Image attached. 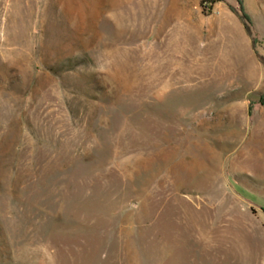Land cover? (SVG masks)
I'll list each match as a JSON object with an SVG mask.
<instances>
[{"label":"rangeland","instance_id":"374dc122","mask_svg":"<svg viewBox=\"0 0 264 264\" xmlns=\"http://www.w3.org/2000/svg\"><path fill=\"white\" fill-rule=\"evenodd\" d=\"M189 6L0 0V264H264V0Z\"/></svg>","mask_w":264,"mask_h":264},{"label":"crops","instance_id":"0c3cea01","mask_svg":"<svg viewBox=\"0 0 264 264\" xmlns=\"http://www.w3.org/2000/svg\"><path fill=\"white\" fill-rule=\"evenodd\" d=\"M174 3H176L177 5H175ZM180 3V4H179ZM182 3H184V5L182 4ZM175 7H177V9H179V10H181L183 13H185V15H186V17L188 18V24H189V27H190V30H192V28H194L195 26L197 27V25L195 24L196 22H195V20H194V17L195 16H192V14H191V12H190V6H189V0H173V7H172V9H174ZM163 9H165L164 10V12L166 13L167 12V9H166V7L164 6V8ZM169 11V10H168ZM170 12V11H169ZM226 13H229V14H231V15H235V14H233V13H231V12H226ZM197 18V17H196ZM194 26V27H193ZM244 27V26H243ZM191 33L192 34H197V33H200V31L197 29V31H195V32H192L191 31ZM249 36V35H248ZM250 37V36H249ZM157 51H159V48H157V47H155L154 48V42L153 43H151V55L152 56H154L155 57V61H156V65H157V63L159 62L158 61V59H157V56H156V52ZM153 57V58H154ZM160 66H165V67H167V64L166 63H161V65Z\"/></svg>","mask_w":264,"mask_h":264},{"label":"trees","instance_id":"16d2710c","mask_svg":"<svg viewBox=\"0 0 264 264\" xmlns=\"http://www.w3.org/2000/svg\"><path fill=\"white\" fill-rule=\"evenodd\" d=\"M241 20L243 21V26H244V29L246 31V33L249 35V36H252L253 32H252V29H251V21L249 19V17L246 15V14H243L241 16Z\"/></svg>","mask_w":264,"mask_h":264}]
</instances>
